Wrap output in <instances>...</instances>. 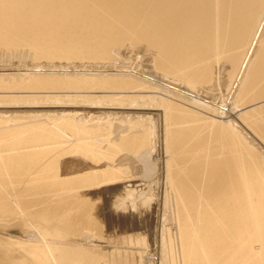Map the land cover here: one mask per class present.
I'll list each match as a JSON object with an SVG mask.
<instances>
[{
	"label": "bare ground",
	"instance_id": "6f19581e",
	"mask_svg": "<svg viewBox=\"0 0 264 264\" xmlns=\"http://www.w3.org/2000/svg\"><path fill=\"white\" fill-rule=\"evenodd\" d=\"M0 264H264V0H0Z\"/></svg>",
	"mask_w": 264,
	"mask_h": 264
},
{
	"label": "rangeland",
	"instance_id": "374dc122",
	"mask_svg": "<svg viewBox=\"0 0 264 264\" xmlns=\"http://www.w3.org/2000/svg\"><path fill=\"white\" fill-rule=\"evenodd\" d=\"M128 53H129L130 55H129ZM127 54H128V55H127ZM131 54H132L131 52H125L124 54H122L123 56H124V55H125V56H124V57H123V56H121V59H122V58H123V59H125L126 57H129V56H131V57H132V55H131ZM136 56H137V55H136ZM139 56H141V54H139V55H138V57H139ZM127 60H128V58H127ZM1 63H2V62H1Z\"/></svg>",
	"mask_w": 264,
	"mask_h": 264
}]
</instances>
